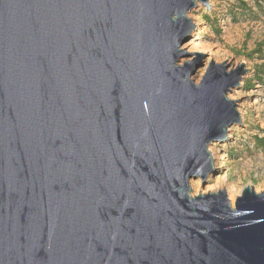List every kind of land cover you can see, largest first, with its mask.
<instances>
[{
	"label": "water",
	"instance_id": "obj_1",
	"mask_svg": "<svg viewBox=\"0 0 264 264\" xmlns=\"http://www.w3.org/2000/svg\"><path fill=\"white\" fill-rule=\"evenodd\" d=\"M199 5L0 0V264H264V192L191 195L248 73L195 82Z\"/></svg>",
	"mask_w": 264,
	"mask_h": 264
},
{
	"label": "rangeland",
	"instance_id": "obj_2",
	"mask_svg": "<svg viewBox=\"0 0 264 264\" xmlns=\"http://www.w3.org/2000/svg\"><path fill=\"white\" fill-rule=\"evenodd\" d=\"M209 6L207 10L199 5L189 14L196 25L191 40L200 44L198 54L207 57L205 66L198 69L193 79L200 83L212 57L218 64L226 59L225 63H230L231 67L245 64L248 73L244 81L254 85L252 89L242 87L228 96L233 101L239 99L242 125L232 127L225 142L210 147L213 159L218 158L214 160L216 172L206 183L200 184L198 192L193 185L200 179L191 181V195L196 197L225 190L235 208L246 187L252 186L258 194L264 192V152L256 144V138H264V0H210ZM206 16L210 21L217 20L214 30V24H209ZM260 44L262 46L258 48ZM218 183L226 187L219 188ZM228 190L234 191V200Z\"/></svg>",
	"mask_w": 264,
	"mask_h": 264
},
{
	"label": "bare ground",
	"instance_id": "obj_3",
	"mask_svg": "<svg viewBox=\"0 0 264 264\" xmlns=\"http://www.w3.org/2000/svg\"><path fill=\"white\" fill-rule=\"evenodd\" d=\"M210 1V0H209ZM181 49L184 51V49H185V52L186 53H198L199 51H201V47H200V44L199 43H197V42H195V41H192L191 39L190 40H188L187 42H185L184 44H183V46L181 47ZM194 55H190L188 58H186V59H188V60H190L192 57H193ZM187 60V61H188ZM233 101V100H232ZM241 115V114H240ZM242 117V116H241ZM218 158L217 157H215L213 160H217ZM215 167H216V165H215ZM199 186H200V182L199 181H197L194 185H193V187H194V189L196 190V192H198V188H199ZM217 186L219 187V188H225L226 186H225V184H222V183H218L217 184ZM228 192H229V194H230V197H231V200H234V191L233 190H228ZM232 203H233V201H232Z\"/></svg>",
	"mask_w": 264,
	"mask_h": 264
},
{
	"label": "trees",
	"instance_id": "obj_4",
	"mask_svg": "<svg viewBox=\"0 0 264 264\" xmlns=\"http://www.w3.org/2000/svg\"><path fill=\"white\" fill-rule=\"evenodd\" d=\"M206 18H207V16H206ZM208 22H209V24H214V26L212 27L213 30L216 28V25L218 23L217 20L215 22H213V21H210L209 19H208ZM261 46H262V44H260L258 46V48H260ZM259 81H262V79H259ZM253 85L254 84H252L251 81H244L243 88L245 90H249V89H252ZM256 144H257V148L264 152V138H256Z\"/></svg>",
	"mask_w": 264,
	"mask_h": 264
}]
</instances>
